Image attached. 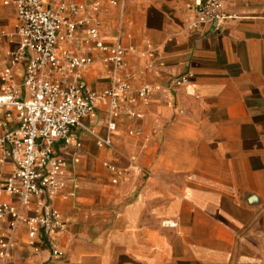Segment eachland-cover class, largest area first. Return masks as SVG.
Listing matches in <instances>:
<instances>
[{"label":"crops","instance_id":"obj_1","mask_svg":"<svg viewBox=\"0 0 264 264\" xmlns=\"http://www.w3.org/2000/svg\"><path fill=\"white\" fill-rule=\"evenodd\" d=\"M222 2L237 17L220 31L194 32L193 0H42L82 22L58 41L91 58L79 69L82 80L102 92L113 74L129 90L111 117L114 129L102 97L95 115L71 128L79 147L54 142L68 160L52 201L66 220L54 238L62 257L45 261V250L32 252L27 226L18 222L10 264H264V0ZM16 16L15 0H0V74L17 47ZM93 26L103 42L126 48L121 68L88 40ZM25 65L22 59L13 69L17 83ZM184 74L191 79L175 85ZM142 87L145 98L136 93ZM0 121V134L15 127L14 107L0 108ZM93 132L110 144H97ZM1 159L0 150L4 179L13 165ZM36 200L22 207L0 194L25 214ZM8 223L0 220V233Z\"/></svg>","mask_w":264,"mask_h":264},{"label":"built area","instance_id":"obj_2","mask_svg":"<svg viewBox=\"0 0 264 264\" xmlns=\"http://www.w3.org/2000/svg\"><path fill=\"white\" fill-rule=\"evenodd\" d=\"M223 5L222 0H193L194 18L188 28L194 32L203 28L220 31L227 20L237 17L227 13ZM15 6L18 43L9 53L8 63L0 74V108L14 107L18 124L0 134L1 161L10 160L13 165L11 174L4 179H1L0 170V194L15 196L22 207L28 206L32 196L37 200L32 214L22 213L15 205L0 201V220L9 217L8 230L0 233V264H10L11 249L15 245L11 233L18 222L27 226L26 245L32 252L45 250V261L62 257L63 251L54 238L65 230L66 220L52 201L64 185L62 176L68 160L55 152L54 142L79 147V142L73 143L71 128L79 125L84 117H93L102 97L109 99L107 128L114 129L111 117L118 114L119 101L129 90L128 83L113 74V84L102 92L93 90L82 80L79 69L91 58L58 47V41L71 38L76 26L82 23L66 19L62 15L64 6L51 11L43 7L42 0H15ZM75 8L70 7L73 11ZM62 27L65 31L60 33ZM87 38L106 53L103 61L115 68L124 65L126 48L103 42L97 26L87 30ZM22 59H26L24 76L17 83L13 69ZM191 77L192 74H184L173 83L184 84ZM148 91L147 87H142L136 93L145 98ZM127 112L134 114L130 108ZM4 125L0 121V127ZM94 137L99 145L111 142L109 137L97 133ZM72 159L78 161L77 157ZM108 167L120 173L116 166ZM162 225L175 227L176 222L164 220Z\"/></svg>","mask_w":264,"mask_h":264}]
</instances>
